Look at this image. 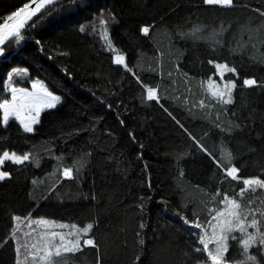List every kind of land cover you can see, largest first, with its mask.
Here are the masks:
<instances>
[{"label":"trees","instance_id":"trees-1","mask_svg":"<svg viewBox=\"0 0 264 264\" xmlns=\"http://www.w3.org/2000/svg\"><path fill=\"white\" fill-rule=\"evenodd\" d=\"M23 2L0 0V19ZM38 17L0 58V103L7 85L34 78L62 101L33 133L14 119L5 125L0 109V156L29 157L2 165L13 176L0 182V264H19L17 247H30L29 217L94 225L99 246L57 264H189L199 239L186 219L203 227L228 199L264 231V188L228 177L191 139L243 178H264V0H60ZM209 61L237 68L225 75L236 82L230 103L213 95ZM234 237L244 239L230 238L228 264H264V248L246 250Z\"/></svg>","mask_w":264,"mask_h":264},{"label":"snow or ice","instance_id":"snow-or-ice-1","mask_svg":"<svg viewBox=\"0 0 264 264\" xmlns=\"http://www.w3.org/2000/svg\"><path fill=\"white\" fill-rule=\"evenodd\" d=\"M59 0H57V3ZM204 3L207 5H232L233 0H204ZM53 5V0H26L20 6L14 7L13 10L6 13L3 19H0V58H6L8 53L5 51L6 41H9L10 37L16 36L20 39H23L21 36V30L28 27H31L32 24L36 22L33 18L39 19L37 14L43 15L41 12L42 9L47 11L46 6ZM79 4L74 5L69 11H74L79 9ZM29 22H32L31 24ZM81 32H84L85 29L81 28ZM140 31L144 34H148L150 29L149 26H143ZM37 43H39L37 41ZM115 62L118 65H122L124 69L131 70L129 68V63L126 62L124 56L115 57ZM209 63H215L216 68L219 71L220 69H227L232 73H236L239 76L236 67L228 68L227 63L220 64L216 61H209ZM24 72H28V68L24 69ZM11 78V73L8 74ZM219 75L223 76L224 72L219 71ZM137 81L141 79L140 76L135 77ZM214 83V82H213ZM231 85L230 88H227L225 91H215L214 96L219 98H224L227 96V103L232 101V88L236 87V82L234 80L228 81ZM258 81L255 77L249 78L245 77L243 79V85L245 86H254L257 85ZM32 87L35 91H29L27 88L17 89L13 87L11 89V99H3L0 103V109L3 110V121L7 125L9 123V117L14 116L19 124L22 125L23 129L27 133L34 132V125L38 123V117H40L42 110L44 109H53L56 105V102L60 100V96L53 95V92L49 91L47 88L40 86L37 82H32ZM145 87H147L145 85ZM157 89L155 87H147V94L149 98L156 97ZM159 98V97H156ZM191 135V134H189ZM194 142V150H198L203 154H206L207 157H210L217 165L224 167L226 175L233 178L234 180L241 181L244 186L251 189L253 186H258L264 188V178L261 175L249 176L243 178L241 173V168L237 166L236 163H233L231 167L223 166L220 160H217L214 153L206 146L205 143L198 140L195 136L191 137ZM5 159H11L17 164H23V162L29 159L27 154H17V152L4 151L2 157H0V165L4 164ZM63 175L65 177L72 176V170L70 168H64ZM13 176L11 171L0 170V182H4L8 179H11ZM245 192V187L239 188V194L242 196ZM232 208L225 213H218L214 217L211 223L212 234L211 240L214 241V247L209 248L210 240L206 239L204 236L199 234V229L202 226V221L197 218L191 220L186 219V223L193 225V228L190 231H196L197 237L199 239V246L191 249V259L189 264H228L229 256H226L225 253L229 252V238L233 234L234 229H238L239 232L244 233V239L239 237H234L239 243H241L245 249L249 248L252 244H258L260 247L256 249L257 252H260L264 248V231H261L257 227L258 221L256 218H252L249 223L244 219L242 215L237 214L236 209L240 207L237 204V200H231ZM223 217V219H222ZM15 220H20V216H15ZM42 223L46 222L41 220ZM256 228V234L248 232V227ZM73 227H76L73 225ZM144 227V225H141ZM90 230H94V225L92 223L87 224L86 227L76 228L75 234L72 238H66V234L63 232H48L46 235L48 237L47 243L42 252V259L47 261L48 264H52L51 257H60L62 253H71L75 252L78 249H81L82 246H93L98 247V241L95 238L94 231L89 234L88 238L81 240V233H90ZM68 235H72L69 233ZM11 241L9 240V243ZM144 241H141L143 243ZM195 244V241H193ZM17 255H19L20 248L16 249ZM36 255V253H33ZM249 259L255 260V257H249ZM261 260H264V256L261 257ZM259 264V262H258Z\"/></svg>","mask_w":264,"mask_h":264},{"label":"rangeland","instance_id":"rangeland-1","mask_svg":"<svg viewBox=\"0 0 264 264\" xmlns=\"http://www.w3.org/2000/svg\"><path fill=\"white\" fill-rule=\"evenodd\" d=\"M220 64H224V63H220ZM228 68L230 69L231 67L228 66ZM216 71H217V76L218 77L215 78V79L212 78L211 79V83L209 85L210 86V89H211V91L213 93L215 91H225L227 88H230L231 87V85L228 83V81H230V80L227 79L226 76H225L228 72H231V71H229L227 69H220L219 71H223L224 72V75L223 76H220L219 75V71L217 70V68H216ZM33 81L37 82L40 86H42L44 88H47L49 91L53 92L49 88V86L47 85V83L44 80L39 79V78H34V79L31 80V82H30L29 85H24V86H21V85H12V84L7 85V89L10 92V97L8 99L9 100L11 99V89L13 87H15L17 89L27 88L30 92L31 91H35V89L32 87V82ZM213 82H216V83L213 84ZM53 95L60 96V100H58L56 102V105L54 106V108H55L62 101V96L59 95V94H57V93H55V92H53ZM224 98L227 99V96H225ZM45 110L46 109L42 110V112L45 111ZM1 111H2V117H3V110L1 109ZM40 117H41V115H40ZM40 117H38V123L40 121ZM13 119L16 120L17 122H19L14 116H10L9 117V121L10 120H13ZM3 123H4V121H3ZM36 125H34V130H35V126ZM2 155L0 157H2ZM5 160H11V159H5ZM0 170H2V165H0ZM237 204H238V202H237ZM231 208H232L231 200L228 199V200H226L224 202L223 209L221 211H219L218 213H225L228 210H230ZM236 211H237V214L241 215V213L239 211V208H237ZM217 214L214 217H216ZM213 219H212V221H213ZM222 219H223V217H222ZM244 219L250 225V221L251 220L247 219L246 217H244ZM28 220H30L31 222H28L27 223L28 226L30 227V230H29V232L27 234H28V237L32 241L30 243V247H19L20 248V252H19V259H20L19 260V264H48L47 261H45V260H43L41 258L42 257L41 250L45 248L46 243H47V239H48V237H47L46 234L48 232H53V231L54 232H63V233L66 234V238H72L74 236V234H75L76 228L78 227L76 225H75L76 227H73V224L68 223V222L58 221V220H54V219H51V218H44V217H33V218L29 217ZM41 220L46 221V222L42 223ZM78 228H81V227H78ZM255 229L256 228L249 226L248 227V232H251V233L256 234ZM69 233H71L72 235L71 236L68 235ZM235 233H238V234L242 235L244 238H246L245 237V234L239 232L238 229H234L233 230L232 236ZM88 234L89 233H81V240H83L85 238V236L88 235ZM199 234L202 235V236H204L206 239H209L210 240L209 248L214 247V241L211 240V234H212L211 223H209V224L201 227L199 229ZM232 236H230V238ZM230 238H229V240H230ZM228 243H229V241H228ZM250 247H251V245H250ZM250 247L247 248L246 250H249ZM33 253H36V255H33ZM72 253H74V252H72ZM64 254H67V253H62L61 255H64ZM57 258L58 257H55V256L51 257L52 264H57V262H56Z\"/></svg>","mask_w":264,"mask_h":264},{"label":"water","instance_id":"water-1","mask_svg":"<svg viewBox=\"0 0 264 264\" xmlns=\"http://www.w3.org/2000/svg\"><path fill=\"white\" fill-rule=\"evenodd\" d=\"M60 1V0H59ZM57 3V0H53V5L54 4H56ZM53 5H51V6H53ZM51 6H46V8L48 9V8H50ZM45 10L44 9H42L41 10V12L43 13ZM40 14H37V16H39ZM34 20L36 19L35 17L33 18ZM29 23H31V22H29ZM26 27H27V25H26ZM26 29V28H25ZM25 29H23V30H21V34L23 33V31L25 30ZM15 38H17L16 36H13V37H10L9 38V41H6L5 42V44L7 45L8 43H10L12 40H14Z\"/></svg>","mask_w":264,"mask_h":264}]
</instances>
